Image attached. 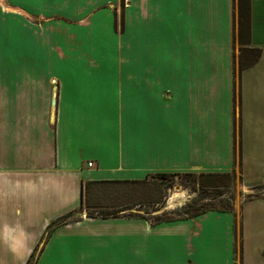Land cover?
Segmentation results:
<instances>
[{
    "label": "crops",
    "instance_id": "1",
    "mask_svg": "<svg viewBox=\"0 0 264 264\" xmlns=\"http://www.w3.org/2000/svg\"><path fill=\"white\" fill-rule=\"evenodd\" d=\"M236 11V0L0 3V264L38 247L34 264H264L262 193L159 222L88 213L41 243L81 208L86 181L236 171L246 188L264 184V0H250L262 52L242 71Z\"/></svg>",
    "mask_w": 264,
    "mask_h": 264
},
{
    "label": "rangeland",
    "instance_id": "2",
    "mask_svg": "<svg viewBox=\"0 0 264 264\" xmlns=\"http://www.w3.org/2000/svg\"><path fill=\"white\" fill-rule=\"evenodd\" d=\"M118 191L117 195L114 190L105 187H97L93 190L95 199L100 204L107 205L102 209H111L112 206L120 205L118 203L122 202H145L141 206L123 210L121 213L141 214L156 221L157 214L163 212L170 214L174 211L175 213H171V215L175 217L178 216L177 213L184 215L183 206L189 203L207 205V202H213L220 207V200H222L228 203L232 209L238 211L246 198L260 195V193L264 194V184L246 188L236 171L230 176L221 178L202 177L199 176V173H177L168 176L152 174L148 177L146 184L124 185ZM90 208L85 206L83 209L76 208L68 212L67 214L70 213V216L64 222L77 220L92 211L98 212L93 210L97 208ZM45 237L46 234L42 237L41 243ZM38 249L35 251L31 264L35 261Z\"/></svg>",
    "mask_w": 264,
    "mask_h": 264
},
{
    "label": "trees",
    "instance_id": "3",
    "mask_svg": "<svg viewBox=\"0 0 264 264\" xmlns=\"http://www.w3.org/2000/svg\"><path fill=\"white\" fill-rule=\"evenodd\" d=\"M236 33L234 34V38L238 42V55H237V63L238 68L240 71H242L244 68L253 65L257 62L259 59L262 49L258 46H253L251 44V29H250V0H236ZM234 171L229 172H201L199 173V176L202 177H212V178H221L224 176H230L233 174ZM193 174H196L195 172H190ZM170 174H177V173H157V175L161 176H168ZM148 182V178L141 179V180H94V181H86L82 184V203H81V209L83 207H91V208H97L93 209L98 212H89V215L95 216V215H101L104 217L107 216H117L121 214V211L131 209L136 206H141L145 202H122L118 203L120 205L112 206L111 209H102V207H107L106 204H100L98 200L95 199L94 195V188L97 187H105L109 188L111 190L115 191V194L118 195L120 187L122 188L124 185H144ZM205 185V183H202ZM220 207L216 206L213 202H207V205H194V204H185L183 206L184 215L181 213H177L178 216H172L171 213H175L172 211L170 214L167 212H163L160 214H157L156 221L152 222H159V221H166V220H172L175 218H182V217H192L194 215L200 214L202 212H205L210 209H225V210H232V208L229 206L228 203L223 202L220 200ZM90 208V209H91ZM133 212V211H132ZM130 216H139L149 219L148 217H145L141 214L136 213H129ZM70 216V213L67 215H63L53 221L48 228L46 229V239L50 234L52 233V230L63 223L67 217ZM35 255V251L32 253L31 257L28 259L26 264H31L32 258ZM34 264V262L32 263Z\"/></svg>",
    "mask_w": 264,
    "mask_h": 264
},
{
    "label": "built area",
    "instance_id": "4",
    "mask_svg": "<svg viewBox=\"0 0 264 264\" xmlns=\"http://www.w3.org/2000/svg\"><path fill=\"white\" fill-rule=\"evenodd\" d=\"M3 0H0V3L2 2ZM88 165L89 166H93L94 165V162L93 161H88Z\"/></svg>",
    "mask_w": 264,
    "mask_h": 264
}]
</instances>
